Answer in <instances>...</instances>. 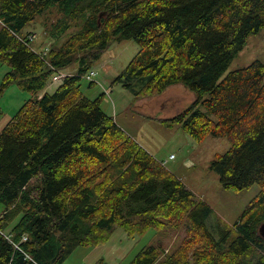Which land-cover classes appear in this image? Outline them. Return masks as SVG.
I'll return each instance as SVG.
<instances>
[{"label":"trees","instance_id":"trees-1","mask_svg":"<svg viewBox=\"0 0 264 264\" xmlns=\"http://www.w3.org/2000/svg\"><path fill=\"white\" fill-rule=\"evenodd\" d=\"M54 7L62 17L49 35L59 40L43 57L24 29ZM261 30L264 0H0V62L10 67L0 97L14 83L33 93L0 131V264H63L119 227L129 237L158 231L162 218L188 219L193 240L169 254L145 245L128 264H264V63L223 77ZM123 39L140 50L113 84L136 100L184 85L195 99L159 120L198 141L226 136L231 146L210 169L226 189L261 186L231 228L218 226L220 237L207 223L212 207L103 110L104 94L81 90ZM59 70L74 71L39 96Z\"/></svg>","mask_w":264,"mask_h":264},{"label":"rangeland","instance_id":"rangeland-1","mask_svg":"<svg viewBox=\"0 0 264 264\" xmlns=\"http://www.w3.org/2000/svg\"><path fill=\"white\" fill-rule=\"evenodd\" d=\"M61 17L62 14L54 7L38 15L25 27V33L31 31L36 34V38L30 41L35 50L43 52L45 47H48L49 51L53 43L59 40L54 36L50 37L49 33L52 34ZM31 35L33 33H29L28 37ZM63 39L65 36L62 35ZM139 50L140 46L134 39L112 41L101 60L93 67L96 71L93 80L85 76L82 78L81 90L90 98L104 94L101 103L103 110L112 115L117 123L152 155L163 161L167 169L174 172L193 190L197 199L212 207L207 223L217 237H220L218 226L223 229L231 228L245 207L260 192L261 186L255 183L242 190L226 189L218 173L210 169L215 155L226 152L231 146L226 136L209 135L198 141L180 124L168 127L159 120L179 113L195 99L194 93L184 85H172L161 95L136 100L133 93L120 83L113 84L114 77L127 66ZM254 60L264 63V30L249 35L243 49L237 53L223 77L234 69L248 66ZM8 70L9 67L0 62V83ZM53 76L45 89L39 93L54 91L59 81H54ZM91 81H94V84H91ZM30 97H33V93L20 90L14 83L2 93L0 108L5 111L14 109L13 113H16ZM3 210L4 205L0 203V215ZM162 219L163 226L158 231L151 229L144 236L129 237L125 230L119 227L106 243L93 247H77L63 264H94L102 257L106 264H128L145 245L156 244L161 247L163 254H169L193 240L195 230L188 219ZM10 230L9 226L2 233L8 234ZM231 238L232 233L228 235L227 243ZM199 246L200 243L193 242L192 250H198ZM190 262L194 263L192 258Z\"/></svg>","mask_w":264,"mask_h":264},{"label":"built area","instance_id":"built-area-1","mask_svg":"<svg viewBox=\"0 0 264 264\" xmlns=\"http://www.w3.org/2000/svg\"><path fill=\"white\" fill-rule=\"evenodd\" d=\"M34 38H36V34L35 33H33V37H32V39L34 40ZM36 52H38L41 56H46L47 54H48V52L50 51H48V47H45V49L43 50V52H40V51H37V50H35ZM48 51V52H47ZM43 53V54H42ZM67 74L68 73H64V72H62V71H59V72H57V74H55L54 76H53V80L54 81H60V80H62L63 78H65L66 76H67ZM96 75V71L94 70V69H91L89 72H87L84 76H85V78H87V79H90V80H93V77ZM173 155H171V157H172ZM24 239H26V238H24Z\"/></svg>","mask_w":264,"mask_h":264},{"label":"crops","instance_id":"crops-1","mask_svg":"<svg viewBox=\"0 0 264 264\" xmlns=\"http://www.w3.org/2000/svg\"><path fill=\"white\" fill-rule=\"evenodd\" d=\"M8 66V65H7ZM9 67V66H8ZM9 69H10V67H9ZM9 71V70H8ZM7 71V72H8ZM69 72H71V71H69ZM71 73H73V72H71ZM115 78V77H114ZM20 89V88H19ZM20 90H22V89H20ZM44 92H42V93H39V96H41L42 94H43ZM24 95V94H23ZM21 107V106H20ZM13 111H14V109L13 110H11V111H5V110H3L2 108H0V131H1V129L4 127V125L8 122V121H10L11 119H12V117L15 115V113H13ZM18 111V110H17ZM16 111V112H17ZM6 120H8L7 122H6ZM6 122V123H5ZM3 126V127H2ZM188 187V186H187ZM190 188V187H189ZM191 189V188H190ZM192 190V189H191ZM193 191V190H192ZM4 211V210H3ZM3 213V212H2Z\"/></svg>","mask_w":264,"mask_h":264},{"label":"water","instance_id":"water-1","mask_svg":"<svg viewBox=\"0 0 264 264\" xmlns=\"http://www.w3.org/2000/svg\"><path fill=\"white\" fill-rule=\"evenodd\" d=\"M259 232L260 234L264 237V223L261 224L260 228H259Z\"/></svg>","mask_w":264,"mask_h":264},{"label":"bare ground","instance_id":"bare-ground-1","mask_svg":"<svg viewBox=\"0 0 264 264\" xmlns=\"http://www.w3.org/2000/svg\"><path fill=\"white\" fill-rule=\"evenodd\" d=\"M32 37H33V35H31V36L29 37L30 41L32 40ZM59 71H60V70H59ZM59 71H56V74H57V72H59Z\"/></svg>","mask_w":264,"mask_h":264}]
</instances>
